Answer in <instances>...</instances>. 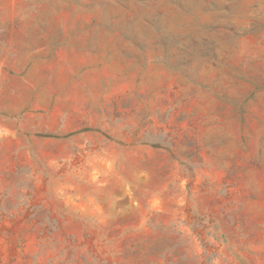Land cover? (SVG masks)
Instances as JSON below:
<instances>
[{"label": "rangeland", "instance_id": "obj_1", "mask_svg": "<svg viewBox=\"0 0 264 264\" xmlns=\"http://www.w3.org/2000/svg\"><path fill=\"white\" fill-rule=\"evenodd\" d=\"M0 264H264V0H0Z\"/></svg>", "mask_w": 264, "mask_h": 264}]
</instances>
